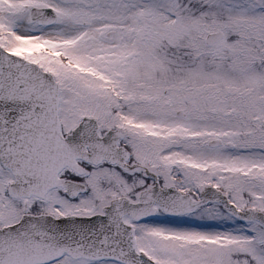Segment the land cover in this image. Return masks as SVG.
<instances>
[{
	"label": "snow or ice",
	"instance_id": "obj_1",
	"mask_svg": "<svg viewBox=\"0 0 264 264\" xmlns=\"http://www.w3.org/2000/svg\"><path fill=\"white\" fill-rule=\"evenodd\" d=\"M0 264H264V0H0Z\"/></svg>",
	"mask_w": 264,
	"mask_h": 264
}]
</instances>
